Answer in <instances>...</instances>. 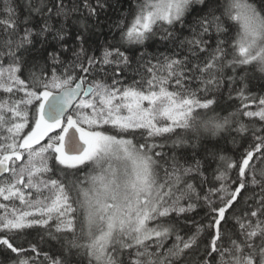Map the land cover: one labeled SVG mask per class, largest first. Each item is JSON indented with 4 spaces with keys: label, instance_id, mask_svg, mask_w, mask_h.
Returning <instances> with one entry per match:
<instances>
[{
    "label": "snow or ice",
    "instance_id": "snow-or-ice-1",
    "mask_svg": "<svg viewBox=\"0 0 264 264\" xmlns=\"http://www.w3.org/2000/svg\"><path fill=\"white\" fill-rule=\"evenodd\" d=\"M83 6L95 23L73 19L82 31L75 35L78 49H69L67 21L79 13L77 6L28 0V15L18 21L11 0H5L0 245L15 254L11 264H264V167L252 164L256 153L264 162V96H251L246 84L236 90V76L224 71L254 65L264 75V0H135L116 24L119 42L99 56L84 44L90 28L99 29L98 9L107 4L83 0ZM36 16L39 28L28 27ZM190 16L191 37L176 45L175 27L182 30ZM233 30L231 42L221 38ZM49 36L59 50L47 51ZM156 37L176 50L155 62L140 52L141 62L133 67L122 46H144ZM69 51L72 59L65 61L61 54ZM127 72L133 74L130 83L124 82ZM224 87L229 98L236 90L248 101L240 114L258 119L261 127L230 119L235 113L200 119L197 110H213ZM253 104L257 109L247 110ZM233 124L239 134L252 131L256 143L239 161L220 155L224 167H217L214 185L201 192L193 178L208 184L202 160L175 149L200 146L215 157L198 143L202 133L216 136ZM166 135H176L170 152L158 142ZM235 169L238 179L232 180ZM248 189L251 195L237 208ZM201 207L207 226L188 219ZM230 219L233 229H226ZM181 221L194 231L185 233ZM205 227L211 240L201 247ZM31 228L60 243L55 257L3 235Z\"/></svg>",
    "mask_w": 264,
    "mask_h": 264
},
{
    "label": "trees",
    "instance_id": "trees-1",
    "mask_svg": "<svg viewBox=\"0 0 264 264\" xmlns=\"http://www.w3.org/2000/svg\"><path fill=\"white\" fill-rule=\"evenodd\" d=\"M65 4L71 8L74 5L79 8V13H76L73 18H70L67 21L68 24V35L66 36V44L69 49H78L79 44L75 41V35L77 34L80 28L79 24L73 23V19L80 20L85 19L89 25L95 23V20L92 18H88L87 9L83 6V0H64ZM89 2L95 6L96 0H89ZM135 0H105L107 7L104 10H99V21L100 27L99 29L90 28V30L86 33V42L84 47L88 49L89 54H95L99 56L100 52L104 47H106L109 43L116 44L119 42L120 33L119 29L116 27L117 22H119L122 18L127 16L128 10L130 7L134 5ZM28 0H11V5L15 9V17H18V21H23L24 17L28 15V11L26 5ZM5 0H0V19L7 18V14L4 12ZM130 20L131 17H128ZM42 20L40 17L36 16L33 18L31 23L27 25L28 27H33L38 29ZM194 26V17H188L187 23L181 30L180 25H176L174 30V35L179 37L176 41V45L180 44V41L188 39L191 37V28ZM25 25L20 23V32H23ZM59 27V24H57ZM234 34V30L227 34V36L221 37L223 39H227L231 42L232 36ZM212 39L210 41L211 45L214 47L216 44V34L213 30ZM4 38L3 25H0V42H2ZM49 44L46 45L47 51L59 50V44L56 41L52 40V37H48ZM39 47V44H37ZM139 48V51L136 48ZM122 50H126L127 54L132 60L133 67L136 66L139 60L140 52H143L144 59H152L155 62L156 58H163V56L171 55L173 51L176 50V46L171 43H167L161 41L158 37L146 41L144 46H129L123 45ZM186 51V48L184 49ZM43 55L46 56L47 52H43ZM61 58L65 61L72 59L71 52L62 53ZM31 57L29 56V60ZM7 61L5 60V63ZM226 76L235 75V89L239 90L242 84H246V92L251 96L256 97L257 99L261 96H264V75L256 71L255 66L248 67H237L235 69V73L231 68H226L225 70ZM28 72L27 68L22 73V78H27ZM132 73L127 72V80L125 83H130L132 78ZM89 82H91V77L89 78ZM108 82L111 83V77L109 76ZM236 90L232 91L231 96L229 98V89L227 87L222 88L218 93H216L217 103L213 106V110H203L198 109L201 120H207L210 117L218 116L223 118L225 116H230V114L235 113V116H230V119H238L243 123L247 124L249 128L252 127H261L262 122L255 118H247L243 117L240 113L244 110L242 109V103H248L247 100L242 101L240 98L236 96ZM257 106L255 104L251 105ZM249 108V109H250ZM247 109V110H249ZM235 128V124L229 127L227 130L219 133L216 136H210L207 133H202L201 141L198 142L203 146L207 147L211 153H215V157L209 155L202 151L200 146H197L195 149L191 145H185L181 148L175 149V151L179 154L186 155L189 158H192L195 154L196 159H201L203 163V170L205 175L209 178L208 184L201 185V178L196 176L193 178L197 188L203 192L209 186H213L214 182L212 181V176L217 167L223 168L224 165L219 161V156L223 155L227 158H231L233 160L239 161L242 155L246 150L250 148V146H254L256 141L252 134V131H249L244 134H239L233 129ZM176 133L179 135H184L190 138V133H185L183 130L178 129ZM176 138V135H166L163 139L158 138L159 143H165L166 147L163 149L164 152H170L171 142ZM142 142V141H140ZM159 150V149H158ZM259 153L255 154V158L252 161V164L255 165L257 169L264 167V162L259 158ZM91 165H89V168ZM83 172L87 173L88 168L82 169ZM79 175V173H78ZM232 180L238 179V169H235L231 172ZM231 183V181H229ZM218 187V184H215ZM253 189H248L244 191L242 196L240 197V203L236 205L237 208H242L244 206V197L251 195ZM206 209L204 207L196 209L195 212L188 214L189 220H194L197 223H202L207 226L209 222V217L205 215ZM231 216V213H229ZM175 219V218H174ZM181 227L183 231L189 232L194 231V227L191 224H184L181 221ZM226 229H233V222L230 219L228 225H226ZM3 235L11 236L14 240V243L18 246H23L25 249L29 248L30 245H37L42 252H48L50 256L55 257L60 249V243L56 241H52L48 238L44 229L41 228H31L25 229L18 234L12 233H3ZM211 240V230L205 227V231L200 238L201 247L207 244ZM15 257V254L11 253L4 246L0 245V264H11V259ZM40 259H43L41 257Z\"/></svg>",
    "mask_w": 264,
    "mask_h": 264
},
{
    "label": "rangeland",
    "instance_id": "rangeland-1",
    "mask_svg": "<svg viewBox=\"0 0 264 264\" xmlns=\"http://www.w3.org/2000/svg\"><path fill=\"white\" fill-rule=\"evenodd\" d=\"M257 109V106H253L252 108H250L249 110H256ZM178 130V129H177ZM43 143V142H42ZM0 202H3L2 200H0ZM18 204V201L16 202Z\"/></svg>",
    "mask_w": 264,
    "mask_h": 264
}]
</instances>
